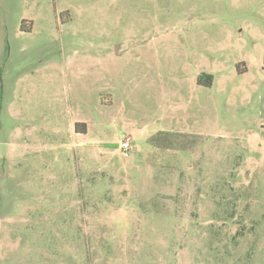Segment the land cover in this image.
<instances>
[{
    "label": "rangeland",
    "instance_id": "1",
    "mask_svg": "<svg viewBox=\"0 0 264 264\" xmlns=\"http://www.w3.org/2000/svg\"><path fill=\"white\" fill-rule=\"evenodd\" d=\"M263 51L264 0H0V264H264Z\"/></svg>",
    "mask_w": 264,
    "mask_h": 264
},
{
    "label": "built area",
    "instance_id": "2",
    "mask_svg": "<svg viewBox=\"0 0 264 264\" xmlns=\"http://www.w3.org/2000/svg\"><path fill=\"white\" fill-rule=\"evenodd\" d=\"M119 148L121 149L122 153L126 156L128 154V150L130 148V141L129 140H123L119 144Z\"/></svg>",
    "mask_w": 264,
    "mask_h": 264
},
{
    "label": "trees",
    "instance_id": "3",
    "mask_svg": "<svg viewBox=\"0 0 264 264\" xmlns=\"http://www.w3.org/2000/svg\"><path fill=\"white\" fill-rule=\"evenodd\" d=\"M262 65H263V67H264V51H263V56H262ZM203 77H206V78H208V79L211 81V75H210V74L201 73V74L199 75V81H200V78H203ZM81 125H82V123H76V124H75V128L77 129L78 126H81Z\"/></svg>",
    "mask_w": 264,
    "mask_h": 264
}]
</instances>
